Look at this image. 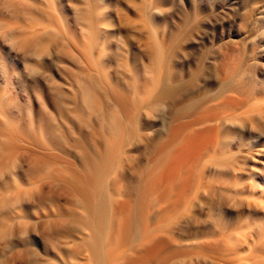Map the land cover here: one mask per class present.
Masks as SVG:
<instances>
[{"label":"bare ground","instance_id":"6f19581e","mask_svg":"<svg viewBox=\"0 0 264 264\" xmlns=\"http://www.w3.org/2000/svg\"><path fill=\"white\" fill-rule=\"evenodd\" d=\"M139 1L125 0L134 24L105 30L98 0H75L58 121L31 124L29 147L7 133L16 120L1 123L3 151L32 166L0 167V236L24 232L20 183L56 165L58 193L30 201L58 223V264H264V53L251 43L253 28L264 40V0L220 3L238 38L217 44L203 29L220 0Z\"/></svg>","mask_w":264,"mask_h":264},{"label":"rangeland","instance_id":"374dc122","mask_svg":"<svg viewBox=\"0 0 264 264\" xmlns=\"http://www.w3.org/2000/svg\"><path fill=\"white\" fill-rule=\"evenodd\" d=\"M25 1L0 0V125L7 119L16 120L17 128L11 130L9 127L10 132L7 133L11 134L16 145L25 144L29 147V131L33 134L31 124L38 127L41 124L38 121L47 120L49 116L58 121V88L69 92L70 71L75 70V65L62 64L59 60L65 57L66 52L70 53L66 46L76 53L72 47L80 39L81 26L72 21L77 14L75 0H28L31 8L26 7ZM223 1L228 0H220L215 10L207 13V17L215 23L203 29L206 42L217 44L238 38L233 25L234 14L219 6ZM139 2L135 0V3ZM98 3L105 14L108 12L100 22L105 30L110 25L134 24L132 8H128L127 20L123 18L127 8L125 0H98ZM162 14L168 15L166 1ZM62 16L70 21L63 23ZM165 22L164 18L158 19L157 25L161 28ZM262 25L259 23L256 31L263 28ZM34 33L43 35L44 39L39 44L31 43L25 48L22 43ZM44 33L55 35L56 39L50 40ZM132 42V48L138 52L135 40ZM251 43L261 50V54L264 53V40L256 36L254 28ZM45 46L48 52L36 56L35 52ZM260 58L264 61V54ZM60 113L63 114V110ZM62 128L67 132L76 131L74 128ZM23 135H27V142L23 140ZM43 138L46 139V136ZM6 146L4 137L0 136V167L21 172L32 166L28 154L18 152L9 155L3 151ZM58 155L61 154L58 152ZM57 175L56 165L39 167L34 172L36 180L33 184L27 185L25 181L20 183L24 190L20 201L21 209L24 210L21 212L24 232L20 234L17 229L14 240L11 236H0V264H58V223L51 221L53 217L49 213L44 214L41 208L34 207L30 201L37 199L41 192L58 193V181L55 182ZM56 203L58 205V200Z\"/></svg>","mask_w":264,"mask_h":264}]
</instances>
